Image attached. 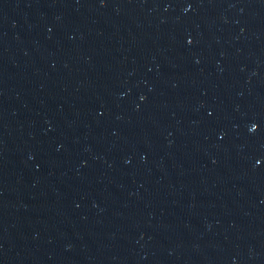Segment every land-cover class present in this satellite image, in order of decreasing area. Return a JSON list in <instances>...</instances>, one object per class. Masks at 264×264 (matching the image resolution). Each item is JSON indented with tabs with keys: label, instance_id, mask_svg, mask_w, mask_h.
I'll return each mask as SVG.
<instances>
[{
	"label": "water",
	"instance_id": "water-1",
	"mask_svg": "<svg viewBox=\"0 0 264 264\" xmlns=\"http://www.w3.org/2000/svg\"><path fill=\"white\" fill-rule=\"evenodd\" d=\"M162 0H0V264H56L114 97Z\"/></svg>",
	"mask_w": 264,
	"mask_h": 264
}]
</instances>
